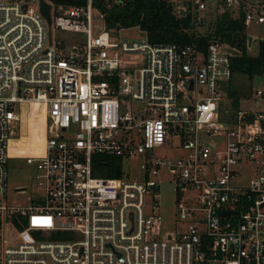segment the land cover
<instances>
[{
	"label": "built area",
	"instance_id": "obj_1",
	"mask_svg": "<svg viewBox=\"0 0 264 264\" xmlns=\"http://www.w3.org/2000/svg\"><path fill=\"white\" fill-rule=\"evenodd\" d=\"M94 1L45 0L49 39L39 0H0V264H264V89L248 96L255 109L230 101L220 112L240 51L220 37L205 48L151 43L139 27L143 37L112 43L107 30L120 27L108 29ZM167 1L202 34L223 14L240 19L248 54L264 42L247 33L264 25V0ZM55 31L82 39L59 41ZM24 104L44 113L43 153L23 156L35 166V195L7 206L12 126ZM163 147L184 153L153 155ZM95 156L140 158L142 177H102ZM163 179L179 227L157 238Z\"/></svg>",
	"mask_w": 264,
	"mask_h": 264
},
{
	"label": "rangeland",
	"instance_id": "obj_2",
	"mask_svg": "<svg viewBox=\"0 0 264 264\" xmlns=\"http://www.w3.org/2000/svg\"><path fill=\"white\" fill-rule=\"evenodd\" d=\"M186 0H176L175 6L184 7ZM208 23L213 22L212 18H207ZM96 23L101 25V31L105 30L104 23L100 19H96ZM205 28L200 31H205ZM109 39L112 43H117L123 39L141 38L144 36L138 28H120L119 30H107ZM247 33L249 37L258 40L261 38L264 41V25L256 26L252 24ZM54 38L66 43L78 41L82 39V35L73 34L61 31L54 32ZM253 48L249 51L250 55H256L257 47L253 44ZM229 87L233 92L239 94V108L248 110L255 109V103L248 96H253L255 89H264V73L250 80L246 76L233 74ZM227 97L220 101V112L229 108ZM44 116L41 114V108L33 105L31 111L26 116H23L21 124L12 126L11 143L9 145V160L7 163V192L4 203L7 206H23L28 203V198L35 195L33 177L35 174V166L27 164L23 156H39L43 153L44 145ZM183 150L180 147H163L155 149L153 155L176 161L183 155ZM141 159H133L123 164V177L129 180H140L142 177ZM102 176V175H100ZM104 177V176H102ZM25 189L24 193L18 190ZM174 193L172 184L166 179L159 188L160 200V220L156 225V233L154 237L160 238V234L172 233L174 229L179 227L177 210L174 202ZM11 229V228H10ZM15 235V234H14Z\"/></svg>",
	"mask_w": 264,
	"mask_h": 264
},
{
	"label": "trees",
	"instance_id": "obj_3",
	"mask_svg": "<svg viewBox=\"0 0 264 264\" xmlns=\"http://www.w3.org/2000/svg\"><path fill=\"white\" fill-rule=\"evenodd\" d=\"M54 6H83L86 0H48ZM119 4L110 3L111 7L104 10V2L95 0L94 6L99 8L106 23L116 24L120 28L139 27L146 33L148 40L156 44L196 45L205 48L214 37L236 47L240 54L231 59L233 74L246 76L252 80L264 73V42H260L256 55L248 54L247 36L240 19L228 14L215 18L214 26L206 29L203 34L192 26L190 13L177 15L174 6L167 0H119ZM106 8V7H105ZM228 96L234 109L239 107V94L228 89ZM94 172L106 178L123 177V161L120 158L93 159ZM24 223V222H23ZM22 229L21 226H17Z\"/></svg>",
	"mask_w": 264,
	"mask_h": 264
},
{
	"label": "water",
	"instance_id": "obj_4",
	"mask_svg": "<svg viewBox=\"0 0 264 264\" xmlns=\"http://www.w3.org/2000/svg\"><path fill=\"white\" fill-rule=\"evenodd\" d=\"M39 11L40 14L43 16V18L46 20L48 28H49V32H48V36L49 39L51 37V5L47 2H45V0H39ZM116 26L113 23H108L107 24V28L108 29H114ZM250 41V38H249Z\"/></svg>",
	"mask_w": 264,
	"mask_h": 264
},
{
	"label": "bare ground",
	"instance_id": "obj_5",
	"mask_svg": "<svg viewBox=\"0 0 264 264\" xmlns=\"http://www.w3.org/2000/svg\"><path fill=\"white\" fill-rule=\"evenodd\" d=\"M33 105H37V104H33ZM32 106L29 107V105H27V104L23 105V107H22V119H23V116H26L27 114H29V112L31 111ZM37 106H39V105H37ZM41 114H42V116H44V113H43L42 110H41ZM10 143H11V141H10Z\"/></svg>",
	"mask_w": 264,
	"mask_h": 264
}]
</instances>
